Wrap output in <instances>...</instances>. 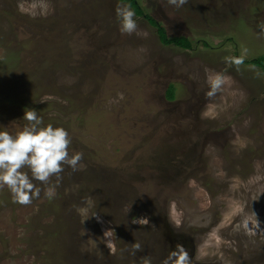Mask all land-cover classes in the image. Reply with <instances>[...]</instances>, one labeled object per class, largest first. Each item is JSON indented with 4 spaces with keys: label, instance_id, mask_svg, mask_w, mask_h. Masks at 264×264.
Returning a JSON list of instances; mask_svg holds the SVG:
<instances>
[{
    "label": "rangeland",
    "instance_id": "rangeland-1",
    "mask_svg": "<svg viewBox=\"0 0 264 264\" xmlns=\"http://www.w3.org/2000/svg\"><path fill=\"white\" fill-rule=\"evenodd\" d=\"M139 2L192 49L161 44L143 17L122 34L120 0H0V131L33 109L85 166L27 206L0 190V264H161L177 245L191 264H264V232L242 227L254 213L264 230V74L227 62L264 55V0ZM210 73L230 77L211 98ZM88 196L100 221L82 224Z\"/></svg>",
    "mask_w": 264,
    "mask_h": 264
},
{
    "label": "clouds",
    "instance_id": "clouds-1",
    "mask_svg": "<svg viewBox=\"0 0 264 264\" xmlns=\"http://www.w3.org/2000/svg\"><path fill=\"white\" fill-rule=\"evenodd\" d=\"M188 0H168L170 5L181 7ZM38 5L34 4L35 9ZM45 9L47 5H44ZM35 14V13H34ZM116 15L120 21L119 31L122 34L131 35L138 32V24L135 19V12L130 6H118ZM259 38H264V22L258 25ZM229 64L240 65L243 58H228ZM230 77L221 73H210L207 76L209 91L208 97H213L219 92ZM120 99L123 95L120 94ZM27 123L15 134L8 131H0V190L7 188L11 195L13 203L27 206L34 198H39L42 188L47 198L51 199L56 194V188L62 180V173L65 167L71 169V172L82 170L85 166L81 163L83 159L82 152L70 154L71 138L69 133L62 127H54L52 124L43 125V120L38 117L37 111L28 109L22 118ZM55 178V183L53 179ZM78 188V186H74ZM95 202L91 196H88L82 202V206H75L77 214L82 218V224L89 218L95 217L100 221L97 213L90 215L91 209L95 207ZM254 223L247 218L243 220L242 227L249 235H255L260 225L255 217ZM133 223L147 225L146 218L134 219ZM87 233L82 230L81 236ZM106 234L114 235L112 231H106ZM98 250L96 239L89 238L83 241ZM108 247L115 252V247L111 240H108ZM139 243L131 244V254L136 255L142 251ZM142 264H151L150 257L141 258ZM161 264H191L189 253L180 245L176 246L174 251H170Z\"/></svg>",
    "mask_w": 264,
    "mask_h": 264
},
{
    "label": "trees",
    "instance_id": "trees-1",
    "mask_svg": "<svg viewBox=\"0 0 264 264\" xmlns=\"http://www.w3.org/2000/svg\"><path fill=\"white\" fill-rule=\"evenodd\" d=\"M120 1L130 6L132 10L135 12V16L143 17L150 26L156 29L157 37L161 44L174 45L175 47H178L182 50L192 49L193 43L187 37L184 36L169 37L166 28L161 24L160 21L155 19L151 14L145 12V10L140 5L139 0H120ZM203 45L206 48H208L209 46L206 42H203ZM243 63L258 68L264 74V55L257 56L250 60H243ZM174 95H175L174 86L170 85L166 90V97L169 100H174ZM164 180L165 179L161 181L163 182ZM123 184L126 185V187H124L125 191L128 188L130 189L134 188L133 185H130V183H125L124 181H122V186H124ZM133 193H135V191Z\"/></svg>",
    "mask_w": 264,
    "mask_h": 264
},
{
    "label": "flooded vegetation",
    "instance_id": "flooded-vegetation-1",
    "mask_svg": "<svg viewBox=\"0 0 264 264\" xmlns=\"http://www.w3.org/2000/svg\"><path fill=\"white\" fill-rule=\"evenodd\" d=\"M178 241V239H176V242ZM181 241V240H180ZM181 243H183L184 244V246H186V243L185 242H183V241H181Z\"/></svg>",
    "mask_w": 264,
    "mask_h": 264
}]
</instances>
